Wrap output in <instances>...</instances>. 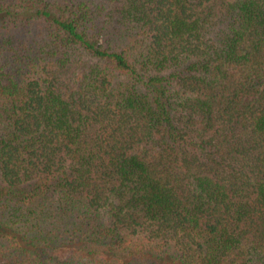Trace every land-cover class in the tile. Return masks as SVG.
<instances>
[{
  "label": "trees",
  "instance_id": "obj_1",
  "mask_svg": "<svg viewBox=\"0 0 264 264\" xmlns=\"http://www.w3.org/2000/svg\"><path fill=\"white\" fill-rule=\"evenodd\" d=\"M0 264H264V0H0Z\"/></svg>",
  "mask_w": 264,
  "mask_h": 264
}]
</instances>
